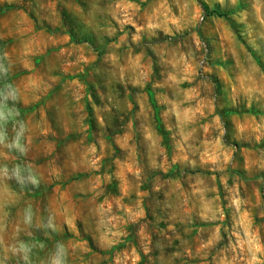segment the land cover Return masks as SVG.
<instances>
[{
  "label": "rangeland",
  "instance_id": "1",
  "mask_svg": "<svg viewBox=\"0 0 264 264\" xmlns=\"http://www.w3.org/2000/svg\"><path fill=\"white\" fill-rule=\"evenodd\" d=\"M0 108V264H264V0H0Z\"/></svg>",
  "mask_w": 264,
  "mask_h": 264
},
{
  "label": "clouds",
  "instance_id": "2",
  "mask_svg": "<svg viewBox=\"0 0 264 264\" xmlns=\"http://www.w3.org/2000/svg\"><path fill=\"white\" fill-rule=\"evenodd\" d=\"M9 113L4 111L2 108H0V143L6 142V133L3 131L2 125L3 122L7 120ZM26 131L24 123H20L19 130L16 132V136L12 144H9V147H15L17 150H19L21 153L25 151L24 146L21 143L22 138L24 137V133ZM5 172H7V169H4ZM21 173V169L17 167L14 169V174L19 177ZM30 180L33 185H36L39 183V177L36 175H31ZM32 221V214L31 210H26L25 216H24V222L26 224H30ZM49 227L55 229V225L51 222L48 225ZM11 251L13 254H21L22 258L27 261L29 259V254L31 252V247L24 241H19L17 245L13 246L11 248ZM68 261V249L67 247L62 244L58 243L56 246V250L53 253L51 257L50 264H67Z\"/></svg>",
  "mask_w": 264,
  "mask_h": 264
},
{
  "label": "trees",
  "instance_id": "3",
  "mask_svg": "<svg viewBox=\"0 0 264 264\" xmlns=\"http://www.w3.org/2000/svg\"><path fill=\"white\" fill-rule=\"evenodd\" d=\"M213 12L217 13L218 11H213ZM217 14L220 15V16L222 15L221 13H217Z\"/></svg>",
  "mask_w": 264,
  "mask_h": 264
}]
</instances>
